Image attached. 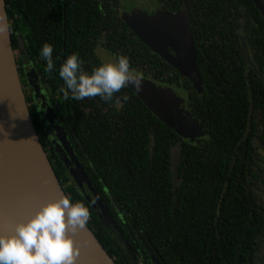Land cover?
<instances>
[{"label": "trees", "instance_id": "trees-1", "mask_svg": "<svg viewBox=\"0 0 264 264\" xmlns=\"http://www.w3.org/2000/svg\"><path fill=\"white\" fill-rule=\"evenodd\" d=\"M158 1L164 7L172 2L176 11L185 5L183 0ZM195 1L202 4L196 17L190 10V23L203 92L137 37L117 10L122 8L121 0H5L13 48H20V37L22 55L33 61L35 71L42 67L39 79L52 103L58 101L55 111H62L66 124H71L79 153L88 160L89 178L117 227L100 220L85 197L87 192L73 182L49 139L45 142L51 150L48 159L70 201L88 207L86 224L117 264L134 263L120 235L138 264H155L151 255L160 264H264V252L260 257V245L254 243L258 238L264 247V220L259 211L251 216L244 209L254 198L251 191L245 192L242 180L247 177L243 158L251 136L244 137L249 109L251 104L254 111L261 109L258 117L264 119V84L240 51L245 37L251 59L264 78V17L251 0ZM243 12L245 21L248 17L244 24L238 21ZM102 33L105 48L117 58L127 56L135 71L183 89L205 136L194 141L182 138L128 86L115 94L129 97L120 110L99 97L65 98L60 64L73 53L81 59L84 72L105 64L94 53ZM45 43L53 49L51 72L39 56ZM30 115L38 135L44 133L31 109ZM174 151L179 153L176 188L171 171ZM233 160L236 165L228 180ZM210 178L218 184H208ZM226 180L230 184L223 187ZM221 197L223 223L218 224L217 240L226 252L223 257L214 248L210 254L202 250L212 246L217 236L214 221Z\"/></svg>", "mask_w": 264, "mask_h": 264}, {"label": "water", "instance_id": "water-1", "mask_svg": "<svg viewBox=\"0 0 264 264\" xmlns=\"http://www.w3.org/2000/svg\"><path fill=\"white\" fill-rule=\"evenodd\" d=\"M184 1L187 7L174 13L162 10L146 17L135 18L126 13L121 17L149 49L177 69L199 92H203V81L197 64V49L191 31L190 4L188 0ZM251 1L264 17L263 1ZM0 19L9 23L5 0H0ZM18 42L23 49L20 37ZM240 51L245 63L256 71L264 83L262 74L251 59L245 37L241 38ZM14 52L11 32L0 34V234L5 235L12 234L15 225L26 221L40 205L61 196L68 198L32 121ZM11 68L17 83L10 75ZM1 77H4V82H1ZM8 77H11L12 82ZM26 77L35 99L43 103L42 108L45 110L49 126L53 127L58 138L57 151L59 146V149L71 154V145L64 129L50 116L51 113L54 115V111L35 69H27ZM141 81L138 89L135 87L140 97L137 96L161 121L184 139L194 141L205 136L206 133L189 109L187 93L183 89L157 83L145 77H141ZM3 91L12 93L9 98V101L13 102L12 109L1 104ZM45 107L49 108L48 112ZM252 111L251 104L245 135L250 131ZM254 140L264 146L258 138ZM64 151L62 159L69 168L70 175L79 187L83 189L84 185H87L90 189L91 194H86L85 197L93 208L97 209L100 220L116 228L114 219L84 166L75 155L71 154L72 160L67 159ZM178 160L179 153L174 151L171 157V171L175 188L179 181ZM68 234L78 249L75 264H117L87 224L75 233ZM119 239L124 242L134 263H137L136 255L123 240V236L120 235ZM151 256L155 264H160L153 255Z\"/></svg>", "mask_w": 264, "mask_h": 264}, {"label": "clouds", "instance_id": "clouds-1", "mask_svg": "<svg viewBox=\"0 0 264 264\" xmlns=\"http://www.w3.org/2000/svg\"><path fill=\"white\" fill-rule=\"evenodd\" d=\"M11 31V25L0 19V34ZM52 46L45 43L39 56L45 70L55 65ZM82 61L75 53L66 57L58 69L65 98L73 100L99 97L105 102L123 107L127 95H115L125 86L137 87L142 82L140 73L131 66L127 56H119L114 63L100 65L84 72ZM89 220V210L81 202H71L61 196L40 207L26 221L17 223L10 235L0 234V264H75L78 249L68 233L82 229Z\"/></svg>", "mask_w": 264, "mask_h": 264}, {"label": "flooded vegetation", "instance_id": "flooded-vegetation-1", "mask_svg": "<svg viewBox=\"0 0 264 264\" xmlns=\"http://www.w3.org/2000/svg\"><path fill=\"white\" fill-rule=\"evenodd\" d=\"M160 5L162 10H165L167 12H176L172 2L166 0L169 2V6L168 7H164V3H160L158 0H156ZM184 1V0H183ZM189 1V8L191 10V13L194 14V16L196 17V11L198 10V6L201 3V1H195V0H188ZM193 1V3H192ZM165 2V1H164ZM185 5L183 7H181L179 10L186 8L187 4L184 1ZM120 8V9H119ZM117 10L120 11L121 7H119ZM168 8V9H167ZM169 9L171 11H169ZM177 10V11H179ZM157 11V10H156ZM123 13H121L122 16ZM246 13L243 12L242 18L240 17L238 19V21H240L241 23H246L248 21V17L246 18L245 21V16ZM191 17V16H190ZM102 36H104V34L102 33L101 35H99L98 37V43L95 46L94 49V53L95 56L97 58H99L100 60H102L105 64L108 63H114L117 59L116 55L111 53L107 48H105V46L102 44ZM201 39L198 38V42H200ZM73 45V44H72ZM23 53V49L19 48L16 52V60L19 59V55H22ZM251 54V51H250ZM253 56V55H252ZM104 58L107 60L109 59V62L105 61ZM113 58V59H112ZM18 64V70L22 73V74H26V70L29 68H33L34 67V63L32 60L27 59L25 56L22 57V60L17 61ZM39 70L35 71L36 74H40V76H42V67L37 68ZM138 73H140L141 77H145L143 75L142 72L136 71ZM27 77L25 76V79ZM147 78V77H145ZM183 78V77H182ZM260 78V77H259ZM261 79V78H260ZM40 80V79H39ZM262 80V79H261ZM26 85L23 87L25 95H26V100L29 103L30 101V109L32 110V112H34V118L36 120L37 123H40L43 125L44 127V133L43 131L41 133H39V136L42 140L43 146L46 149V140L49 139L52 143V145L55 148V152L58 155V159H60L63 163V165L65 166L69 176L72 178V176L70 175V171L69 168L65 165L63 158V149H59L61 147L58 146V151L56 149V145L58 144V138L55 135V131L53 129L52 126H49V121L47 119V116L45 115V110L42 108L43 103L36 100L35 97L32 99V96H34L33 94V90L31 89L30 85L28 84L27 81ZM43 89L45 90V92L47 93V96L49 98V102L50 105L52 106V110L54 111L55 115H52V113L50 114V116H52L54 118V120L57 121V123L59 125L62 126V128L64 129L67 139L70 142L71 145V154L75 155L77 157V159L80 161V163L84 166V168L86 169V165H88V160L85 159L80 153L79 150L77 148V145L79 144V140H77L76 138V134L74 133L71 124H66V118H65V114L61 111V113L56 112L55 111V106L57 105L58 101H54V104L52 103V101L50 100L49 94L46 90V88L44 87V83L40 80ZM263 82V80H262ZM264 84V83H263ZM128 88L131 90L130 86H128ZM132 91V90H131ZM53 95V94H52ZM137 95V94H136ZM32 103V105H31ZM118 110L121 109V107L116 106ZM35 108V111H34ZM46 108V107H45ZM48 107L46 108L47 112H48ZM50 111V110H49ZM104 111L107 113V111H109V109L106 108V105H104ZM261 109H257L256 111H252V116H251V124H250V131L248 133V135L244 134L245 138H248L250 135V139H248L249 144L247 143V151L245 152V156L243 158V164L246 166V170L247 171V177L246 178H242L243 180V189L245 190L246 193H250L251 191V195L253 196V201L251 203H249L247 201V204H249L250 206H248L247 204H245L244 209H246V211L250 212L251 216L254 215V210L259 211V215L262 217V219L264 220V146L259 145L258 143L255 142V138H258L264 145V119L261 120V117L258 115L260 114ZM94 114L96 116H98L97 111H93ZM113 116V113H111V116ZM249 116V114H248ZM63 118H65V121L63 120ZM252 120L254 121L253 126H252ZM47 154H49L51 152V150H45ZM65 155L67 157V159L72 160V156L70 153H67V151H64ZM57 163V160H55ZM236 165V161L233 160V162L231 163V173L228 174V180L230 179V176H233V170L235 168ZM58 167H56L57 169ZM73 182L76 184V182L74 181V179L72 178ZM228 180H226L224 182L223 187H227L230 183H228ZM233 181V178H232ZM208 184H218V181H216L214 178H210V180L208 181ZM77 185V184H76ZM78 186V185H77ZM79 187V186H78ZM82 191L84 190V192H87V194H91L90 189L87 187V185H84L83 189L81 187H79ZM223 200V197L220 198V202L218 204V208L216 210V217H215V221H214V227H215V231H216V238L212 241V246H208L205 245L203 247L202 250H204L205 254H210L212 248L215 249V252L218 253V250L221 252L222 257L224 256L225 250L219 246L218 244V240L217 237L219 236V232H218V224L219 223H223V217L220 215V211H221V202ZM255 244H259L260 245V252L258 253V255L261 257L260 253L264 252V247L261 245L262 242L256 238L254 241ZM256 247V245H255ZM243 249H239V252H242ZM214 255V254H213ZM215 256V255H214ZM134 264V263H133ZM167 264V263H166Z\"/></svg>", "mask_w": 264, "mask_h": 264}, {"label": "rangeland", "instance_id": "rangeland-1", "mask_svg": "<svg viewBox=\"0 0 264 264\" xmlns=\"http://www.w3.org/2000/svg\"><path fill=\"white\" fill-rule=\"evenodd\" d=\"M121 2H122V8L118 12L126 13V14H129V15L135 16V18L146 17V16H149V15H153L156 12L162 11L161 5L156 0H121ZM14 51H15L14 53L16 55L17 50H14ZM104 60L109 62V59L106 60L104 58ZM19 76H20V80L22 82V86L24 87L26 85L25 81H27V78L25 79L26 74H22L19 71ZM130 88H131L132 92H134L135 94L138 95V92L135 89V87L130 85ZM33 98H34V96H32V99ZM27 105L29 107V103H27ZM29 110H30V107H29Z\"/></svg>", "mask_w": 264, "mask_h": 264}, {"label": "bare ground", "instance_id": "bare-ground-1", "mask_svg": "<svg viewBox=\"0 0 264 264\" xmlns=\"http://www.w3.org/2000/svg\"><path fill=\"white\" fill-rule=\"evenodd\" d=\"M11 77L13 78V80H14V82L15 83H17V79H16V77H15V74H14V72H13V69L11 68ZM11 77H8V80L10 81V82H12V79H11ZM1 82H4V77H1ZM3 96H4V98L2 99V101H1V104L2 105H4V106H6V107H10L11 109H12V107H13V102L12 101H9V98H10V96H12V93H8V92H5V91H3ZM15 121V120H14Z\"/></svg>", "mask_w": 264, "mask_h": 264}]
</instances>
